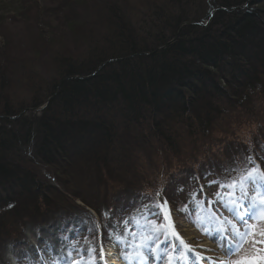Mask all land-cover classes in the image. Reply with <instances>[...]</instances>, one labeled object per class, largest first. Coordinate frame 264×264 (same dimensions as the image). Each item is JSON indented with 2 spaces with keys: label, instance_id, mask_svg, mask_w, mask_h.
<instances>
[{
  "label": "trees",
  "instance_id": "obj_1",
  "mask_svg": "<svg viewBox=\"0 0 264 264\" xmlns=\"http://www.w3.org/2000/svg\"><path fill=\"white\" fill-rule=\"evenodd\" d=\"M132 1L66 9L84 57L16 55L7 38L0 49V254L14 226L40 228L65 209L92 211L100 229L103 208L118 218L114 198L201 199L220 184L200 171L224 143L264 169V0ZM244 127L254 130L242 143ZM202 220L189 223L205 231L214 218Z\"/></svg>",
  "mask_w": 264,
  "mask_h": 264
},
{
  "label": "rangeland",
  "instance_id": "obj_2",
  "mask_svg": "<svg viewBox=\"0 0 264 264\" xmlns=\"http://www.w3.org/2000/svg\"><path fill=\"white\" fill-rule=\"evenodd\" d=\"M57 1L67 2L68 6L60 14L58 13L55 17L56 20H54V16L49 15V9ZM93 1L0 0V49L7 47V38L9 39L8 43H12V48L10 45L8 47L16 55L20 53L19 55L22 54V56L46 58L51 53V55L57 54L63 57L69 55L84 57L85 49L81 45V42H84V34L69 32L64 20L67 17L66 9L68 11L72 9L76 15L83 14L88 10L91 13L94 10L97 11L96 4L91 5ZM126 1L133 2L132 0ZM96 31L98 29L94 32ZM245 128L238 132V138H236L242 143H245L246 135L249 133L251 136L254 130L252 127ZM225 145L226 143L222 147L219 146L220 149L224 150ZM223 150L215 151L214 157L209 163L210 166L208 165V168L200 171L202 176L205 175V172L208 174L211 172L213 176H209L217 184L230 182L244 174L249 167L248 163H241L242 160H247V156L243 155L244 150H238L233 154ZM236 154L239 156L235 157ZM40 173L43 174L44 171L40 170ZM45 180L48 181L46 177ZM209 186L207 184L201 187V199L190 194L183 200L182 205L184 207L180 204L179 207L168 206L172 210L171 221L180 239L183 240L185 236L183 227L187 225L192 244L198 245L204 241L209 242L212 247L208 251L200 250L199 254L189 253L179 239L171 237L170 232L167 240H165L164 235H160L157 239L153 226H166L167 224L163 218V213L157 207L164 201V197L162 192L158 191L159 195H157L152 190H145L146 195L150 196L149 198L138 200L134 205L129 203L127 207H123L124 204L118 198H114V207L118 218H112L111 213L103 208L102 217L105 222L103 228L100 229L98 228L100 227L99 220L92 211L70 208L69 211L65 209L64 212L54 216L48 224L40 228L33 229L29 225L23 226L21 223L23 228L19 232L18 227L14 226L12 233H20V236L16 237L13 244L4 247V253L0 254V264H14V256L21 260V264H71L72 260H80L81 264H90L93 260L95 264H106L111 258L117 260L119 264H168L170 258L172 264H219L221 260L237 261L239 264H257V259L264 257V236L260 234L264 231V220L259 219V207L254 210V213L249 212L246 207L237 210L239 214L247 213L245 215L246 226L223 203L217 202V192L223 196L224 202H227L228 193L218 186H212L213 188ZM249 188L248 197L244 203L250 204L255 196L258 204L259 197L264 196V183H250ZM236 192L238 194L239 190L237 189ZM92 197L96 198L94 195ZM128 201L130 202V199ZM76 205L81 208L79 203ZM149 206H151L152 214L156 219L149 217ZM178 208L180 215L187 217L193 223L195 220L197 222L203 221L202 218L205 217L206 213L211 215L214 221L206 225L208 227L205 231L199 230L190 224V221L180 219L179 215H176L175 212ZM67 212L69 214H66ZM4 214L2 213V216ZM253 214L257 218L248 219ZM225 218L236 224L239 232L246 233L243 239L240 236L231 235L230 225L227 223H223V227L229 232L225 233L226 238L221 237L217 228L221 226V222L225 221ZM128 221L132 222L128 223ZM101 233L106 235L103 243L100 240ZM147 237H152V239L146 240ZM117 238L120 240L119 244L116 243ZM145 242L147 247L138 249V245ZM184 242L188 244L186 241ZM237 244L239 247L236 246ZM156 245H159V252L153 254L149 249ZM101 247L105 252L103 261L100 260L99 256ZM93 249H95V253L90 254ZM138 250L144 253L142 260L134 258ZM169 253L171 256L167 255ZM200 253L209 255V257L203 258ZM156 255L158 258H155ZM122 256H127L129 259H122Z\"/></svg>",
  "mask_w": 264,
  "mask_h": 264
},
{
  "label": "snow or ice",
  "instance_id": "obj_3",
  "mask_svg": "<svg viewBox=\"0 0 264 264\" xmlns=\"http://www.w3.org/2000/svg\"><path fill=\"white\" fill-rule=\"evenodd\" d=\"M248 163L249 167L247 168V170L245 171L244 174L238 176L235 179H232L231 183H220L218 185V187L220 189H227V202H224V198L223 196L220 194V192L216 193V197H217V202H221L224 204L225 207L229 208L230 211H232L234 214H236V217L239 221H241L242 223H244L247 226V220L245 219V215H247V213L245 214H239L237 212L238 209H242V208H248L249 212H253L254 210L259 207V219L264 220V196H260L259 197V203L257 204V197H253L251 200L250 204H245L244 201L247 199L248 197V193H249V184H255V183H264V169L262 168H258L255 166H251L252 165V160L251 158H247L246 161H242L241 163ZM237 188L239 189V193L237 194L236 190ZM157 195H159V193H157ZM9 207H11V205H9ZM157 207L160 208L161 212L163 213V218L164 220L167 222L166 226H162V225H154V230H155V236L158 239V237L160 235H164L165 236V240L168 239V233L170 232V235L172 238L174 239H179L180 243L184 245V247L186 249H188L189 251H191V248L189 247L188 244H186L182 239H180L178 233L175 231L174 228V224L171 221V214H172V210H170L168 208V201L165 200L163 201L161 204L157 205ZM148 211H149V217L152 219H156V217L153 216V210L151 208V206L148 207ZM257 217L255 216V214L251 215L248 217V219H256ZM132 221H128V223H131ZM223 223H227L228 225H230V234L233 236H240L241 239H243V236L246 235V233H241L238 231L236 224H233L231 220H227V218H225V221L221 222V226L219 228H217V231L220 233L221 237H225V233L229 232L228 229H225L223 227ZM262 236H264V231H262L260 233ZM111 235V234H110ZM226 238V237H225ZM147 239H152V237H147ZM116 243L119 244L120 240L117 238L116 239ZM161 243H163V241H161ZM237 247H239V244L236 245ZM147 247V243H142L140 245H138V249H143ZM149 251H151L153 254H157L159 252V245H156L155 247H152L149 249ZM95 253V249L91 250L90 254H94ZM169 256H171V254H167ZM99 256H100V260L103 261L105 259V252L103 247L100 248L99 251ZM122 259L128 260L129 257L127 256H122ZM137 259H143L144 258V253L140 250H138L135 253V257ZM71 264H81L80 260H72ZM90 264H95V261H91ZM168 264H172V260L171 258L168 261ZM219 264H239V262L237 261H226V260H221L219 261ZM257 264H264V257H260L257 259Z\"/></svg>",
  "mask_w": 264,
  "mask_h": 264
},
{
  "label": "bare ground",
  "instance_id": "obj_4",
  "mask_svg": "<svg viewBox=\"0 0 264 264\" xmlns=\"http://www.w3.org/2000/svg\"><path fill=\"white\" fill-rule=\"evenodd\" d=\"M183 228H184L183 232L185 233V236H184L183 240L186 241L189 244V247L191 248V251H189L186 248H185V250L189 251V253H192V254H199L198 252L200 250H207V251L210 250L212 245L209 242H205L204 241L203 243H200L198 245L192 244V242H191L192 238L189 237V232H190L189 227L187 225H185ZM188 255H187V257H189ZM201 256L203 258H208L209 257V255H206V254H201ZM155 258H158V255H156ZM106 264H119V262L117 260H114V259L111 258Z\"/></svg>",
  "mask_w": 264,
  "mask_h": 264
}]
</instances>
